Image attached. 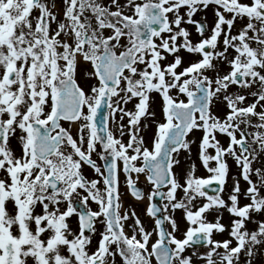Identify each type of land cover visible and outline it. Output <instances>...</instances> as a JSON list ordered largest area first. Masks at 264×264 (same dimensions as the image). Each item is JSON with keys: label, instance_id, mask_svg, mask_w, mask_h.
Here are the masks:
<instances>
[{"label": "snow or ice", "instance_id": "snow-or-ice-1", "mask_svg": "<svg viewBox=\"0 0 264 264\" xmlns=\"http://www.w3.org/2000/svg\"><path fill=\"white\" fill-rule=\"evenodd\" d=\"M0 264H264V0H0Z\"/></svg>", "mask_w": 264, "mask_h": 264}, {"label": "flooded vegetation", "instance_id": "flooded-vegetation-1", "mask_svg": "<svg viewBox=\"0 0 264 264\" xmlns=\"http://www.w3.org/2000/svg\"><path fill=\"white\" fill-rule=\"evenodd\" d=\"M87 71H91V69H90V67H82L81 68V70H80V74H79V79H80V81L83 83V81H84V77H85V72H87ZM157 118H159V113H158V115H157ZM151 130H149V132H148V135L149 136H151ZM144 185H143V183H141V187H143ZM130 204H132V203H134L130 198H129V201H128ZM135 207H136V209H137V211L141 214V215H143V208H144V205L143 204H141V203H136L135 204Z\"/></svg>", "mask_w": 264, "mask_h": 264}]
</instances>
